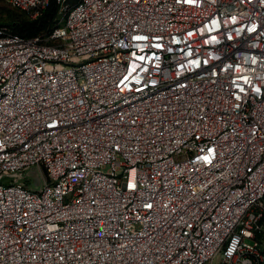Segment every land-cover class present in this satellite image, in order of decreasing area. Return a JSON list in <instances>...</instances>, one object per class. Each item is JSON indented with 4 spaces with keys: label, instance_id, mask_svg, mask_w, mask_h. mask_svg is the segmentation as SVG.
<instances>
[{
    "label": "built area",
    "instance_id": "built-area-1",
    "mask_svg": "<svg viewBox=\"0 0 264 264\" xmlns=\"http://www.w3.org/2000/svg\"><path fill=\"white\" fill-rule=\"evenodd\" d=\"M54 1L0 26V264H264V0Z\"/></svg>",
    "mask_w": 264,
    "mask_h": 264
},
{
    "label": "trees",
    "instance_id": "trees-1",
    "mask_svg": "<svg viewBox=\"0 0 264 264\" xmlns=\"http://www.w3.org/2000/svg\"><path fill=\"white\" fill-rule=\"evenodd\" d=\"M75 0H71L74 2ZM58 6L54 0H51L49 6L42 11L36 18H26L19 21H10L6 24L0 23V26L10 27L15 33L23 37H32L49 31L57 16Z\"/></svg>",
    "mask_w": 264,
    "mask_h": 264
},
{
    "label": "rangeland",
    "instance_id": "rangeland-1",
    "mask_svg": "<svg viewBox=\"0 0 264 264\" xmlns=\"http://www.w3.org/2000/svg\"><path fill=\"white\" fill-rule=\"evenodd\" d=\"M32 13L30 11L22 10L11 6L4 0H0V23L6 24L10 21H19L21 19L31 18ZM35 170H26L19 175L18 179L25 178L30 174H35ZM33 178V177H32ZM31 178V179H32Z\"/></svg>",
    "mask_w": 264,
    "mask_h": 264
}]
</instances>
